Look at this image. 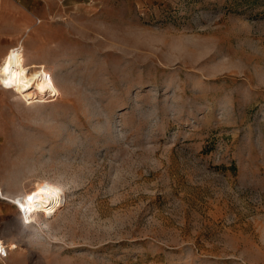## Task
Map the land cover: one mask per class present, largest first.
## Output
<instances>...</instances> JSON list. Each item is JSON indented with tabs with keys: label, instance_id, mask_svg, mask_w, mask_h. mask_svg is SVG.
I'll return each mask as SVG.
<instances>
[{
	"label": "rangeland",
	"instance_id": "rangeland-1",
	"mask_svg": "<svg viewBox=\"0 0 264 264\" xmlns=\"http://www.w3.org/2000/svg\"><path fill=\"white\" fill-rule=\"evenodd\" d=\"M48 2V4H47ZM61 95L0 86V264H264V0H37Z\"/></svg>",
	"mask_w": 264,
	"mask_h": 264
},
{
	"label": "bare ground",
	"instance_id": "bare-ground-1",
	"mask_svg": "<svg viewBox=\"0 0 264 264\" xmlns=\"http://www.w3.org/2000/svg\"><path fill=\"white\" fill-rule=\"evenodd\" d=\"M5 66L7 71H0V86L25 100L26 103L59 97L62 93L60 86L44 66L29 62L23 42L9 49L1 59L0 69ZM0 196L16 205L29 221L32 219V214L38 211L54 212L61 203V195L57 189L38 181L33 185L32 191L25 196L10 197L5 195L1 188ZM30 196L31 200H29ZM1 246L5 244H0ZM6 246L10 250L15 248L11 243Z\"/></svg>",
	"mask_w": 264,
	"mask_h": 264
},
{
	"label": "crops",
	"instance_id": "crops-1",
	"mask_svg": "<svg viewBox=\"0 0 264 264\" xmlns=\"http://www.w3.org/2000/svg\"><path fill=\"white\" fill-rule=\"evenodd\" d=\"M36 4L37 0H0V61L21 38L23 19L25 23L30 21Z\"/></svg>",
	"mask_w": 264,
	"mask_h": 264
},
{
	"label": "built area",
	"instance_id": "built-area-1",
	"mask_svg": "<svg viewBox=\"0 0 264 264\" xmlns=\"http://www.w3.org/2000/svg\"><path fill=\"white\" fill-rule=\"evenodd\" d=\"M7 253L6 246L0 247V256L5 257Z\"/></svg>",
	"mask_w": 264,
	"mask_h": 264
},
{
	"label": "snow or ice",
	"instance_id": "snow-or-ice-1",
	"mask_svg": "<svg viewBox=\"0 0 264 264\" xmlns=\"http://www.w3.org/2000/svg\"><path fill=\"white\" fill-rule=\"evenodd\" d=\"M0 71H7V66H5L3 69H0ZM41 90H43V89H41ZM31 199H32V197L30 196L29 200H31Z\"/></svg>",
	"mask_w": 264,
	"mask_h": 264
}]
</instances>
